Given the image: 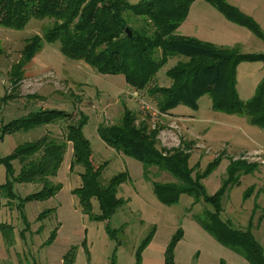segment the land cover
I'll use <instances>...</instances> for the list:
<instances>
[{"label":"rangeland","instance_id":"rangeland-1","mask_svg":"<svg viewBox=\"0 0 264 264\" xmlns=\"http://www.w3.org/2000/svg\"><path fill=\"white\" fill-rule=\"evenodd\" d=\"M141 0H129L136 4ZM242 12L253 17L264 30V0H227ZM126 16V13H125ZM53 20L32 18L21 30L0 26V132L1 128L28 112L41 108H56L73 114L88 115L84 134L92 145L97 163L106 162L102 182L127 172L129 178L118 188V196L125 200L109 221H98L82 212L73 190L81 184L82 167L70 169L72 144L69 143L55 184L61 190L47 200L27 199L40 185L22 183L15 179L21 167L14 161V175L8 178L6 167L0 164V186L11 180L13 196L0 189V264H138L137 252L142 242L152 234L141 253V264H165V251L174 237L177 264H250L242 255L219 243L197 220L212 205L188 194H182L178 203L167 205L156 196L153 182H178L168 173L152 170V180L144 175L142 162L117 151L99 136L101 123L120 122L125 106L145 120L150 128H160L159 147H178L181 141L191 143L190 165L205 170L208 164L221 157L218 167L203 179L207 194L213 195L223 186L231 160L246 159L258 168L240 176V183L229 186L222 199L221 219L234 228L252 232L264 251V129L252 125L247 116L227 114L212 108L209 95L202 96L199 108L194 110L178 105L174 114L159 112L157 98L148 89L135 90L126 83L124 75L102 74L91 65L66 57L60 43L43 41V47L24 69V79L13 88L10 70L20 58L29 38L51 28ZM178 33L217 46H239L245 54H264V41L249 28L230 22L222 12L205 0H196ZM180 56L169 59L157 73L154 84L169 86L167 70ZM264 77L262 62H242L238 66L237 90L242 100L255 95ZM32 95V96H31ZM9 96L8 100H2ZM70 122L43 125L29 131L7 133L0 143V153L8 156L16 147L35 141L48 134L64 138ZM250 193L245 197V192ZM93 213L99 214V202L92 200ZM50 210L44 217L42 213ZM260 217H263L260 219ZM5 224L6 229L1 226ZM117 230L108 232L107 227ZM56 239L46 244L54 229ZM181 232V234H180ZM5 235V236H4ZM76 246V258L65 262L66 253Z\"/></svg>","mask_w":264,"mask_h":264},{"label":"trees","instance_id":"trees-1","mask_svg":"<svg viewBox=\"0 0 264 264\" xmlns=\"http://www.w3.org/2000/svg\"><path fill=\"white\" fill-rule=\"evenodd\" d=\"M195 1L141 0L132 4L129 0H0V26L21 30L32 18L54 21L43 36L35 35L27 40L20 60L10 70L13 88H17L24 79L25 66L43 47V41H58L66 57L82 60L102 74L124 75L127 85L135 90L148 89L157 98L158 109L162 114L170 113L178 105L197 110L199 99L209 95L214 110L247 116L252 125L264 129V77L255 95L248 100H242L237 90L239 64L262 62L264 65V54H245L239 46H217L179 34L177 30L187 19ZM205 1L222 12L227 20L249 28L264 41V30L253 17L227 0ZM127 28L131 31V37ZM174 56L183 59L166 72L171 84H154L157 73ZM8 99L9 96L2 98L5 101ZM66 119L70 123L63 139L46 134L35 141L25 142L8 156L0 153V164L5 165L9 178L14 175V161H19L21 167L15 179L41 186L27 199L47 200L62 188V184H55L53 178L58 175L67 146L71 143L70 169L73 170L75 166L83 169L81 184L73 190L82 212L92 219L109 221L125 203L118 196V188L129 176L127 172H122L107 184L102 182L107 163H97L94 159L91 142L83 131L89 120L87 114L80 112L79 119H74L71 112L56 108L30 111L25 117L13 119L1 128L0 143L7 133L29 131ZM98 133L109 146L142 162L147 180H152L153 169L171 174L178 180L153 182L155 194L162 203H178L182 194H188L195 203L202 200L212 205V211H206L204 217H196L200 224L219 243L242 255L250 264H264L263 247L252 232V225L249 224L247 229H238L220 217L222 199L228 187L239 184L241 173L254 172L258 164L246 159L231 160L223 186L215 194L209 195L202 181L218 167L221 157L211 161L205 170H198L194 174L198 165H190L191 143L183 140L178 147H159L160 128H150L145 120L139 121L137 113L126 106L120 122L101 123ZM0 189L7 196L15 195L11 180L0 186ZM249 195L246 191L245 197ZM93 199L99 202V214L93 213ZM48 212L51 211L42 213L41 217ZM1 228L5 230L6 225L3 224ZM107 229L112 235L117 232L109 226ZM57 232L58 228L52 231L46 244L56 239ZM179 236L174 237L168 245L165 264H177L174 251ZM151 237L152 234L139 247L138 264H141V253ZM64 258L65 262L72 263L76 258V246Z\"/></svg>","mask_w":264,"mask_h":264},{"label":"water","instance_id":"water-1","mask_svg":"<svg viewBox=\"0 0 264 264\" xmlns=\"http://www.w3.org/2000/svg\"><path fill=\"white\" fill-rule=\"evenodd\" d=\"M126 30H127L128 34H129V36L131 37V31L129 30V28H127Z\"/></svg>","mask_w":264,"mask_h":264},{"label":"crops","instance_id":"crops-1","mask_svg":"<svg viewBox=\"0 0 264 264\" xmlns=\"http://www.w3.org/2000/svg\"><path fill=\"white\" fill-rule=\"evenodd\" d=\"M170 114H174L173 111H170Z\"/></svg>","mask_w":264,"mask_h":264}]
</instances>
